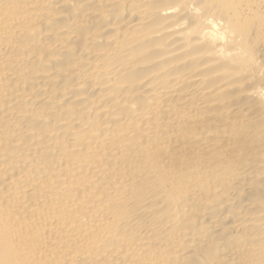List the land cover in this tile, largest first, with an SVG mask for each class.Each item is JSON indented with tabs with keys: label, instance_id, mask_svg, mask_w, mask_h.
<instances>
[{
	"label": "bare ground",
	"instance_id": "6f19581e",
	"mask_svg": "<svg viewBox=\"0 0 264 264\" xmlns=\"http://www.w3.org/2000/svg\"><path fill=\"white\" fill-rule=\"evenodd\" d=\"M0 264H264V0H0Z\"/></svg>",
	"mask_w": 264,
	"mask_h": 264
}]
</instances>
